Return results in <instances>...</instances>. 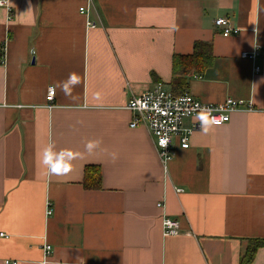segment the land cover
<instances>
[{
    "label": "crops",
    "instance_id": "1",
    "mask_svg": "<svg viewBox=\"0 0 264 264\" xmlns=\"http://www.w3.org/2000/svg\"><path fill=\"white\" fill-rule=\"evenodd\" d=\"M9 2V12L0 6V264H240L250 240L264 239V0ZM220 17L237 31L223 35ZM197 41L212 43L214 63L185 93L253 109L199 127L164 171L126 105L157 83L171 90L173 56ZM71 73L80 82L65 95ZM91 140L100 145L89 152ZM50 144L75 155L67 175L44 174ZM88 165L100 166L101 189L84 187ZM164 214L182 233L163 235ZM251 264H264V246Z\"/></svg>",
    "mask_w": 264,
    "mask_h": 264
},
{
    "label": "built area",
    "instance_id": "2",
    "mask_svg": "<svg viewBox=\"0 0 264 264\" xmlns=\"http://www.w3.org/2000/svg\"><path fill=\"white\" fill-rule=\"evenodd\" d=\"M0 6L9 12L11 5L9 0H0ZM80 13H86L87 8L81 7ZM88 24L93 25L92 22ZM215 25L223 29V35L228 36L237 30L230 26V19L220 17L215 20ZM256 51L243 52L242 57L254 58ZM259 70V67H256ZM55 87L49 86L46 100L49 107L55 100ZM207 106L213 109L212 115L222 119L218 126L228 123L232 114L238 110H252L251 101L228 96L221 102H204L191 93L174 94L163 84L157 83L152 88H146L139 95L132 97L126 108L133 114L130 127L146 126L153 138L154 145L158 151L164 171H167L168 162L173 158L176 147L187 149L191 144V137L199 127L200 122L196 119L200 109ZM191 120V124H186ZM180 193L182 188H175ZM163 206L162 202L158 203ZM52 211L49 209L48 213ZM181 222L178 218L164 214L162 217V233L164 236L179 235L182 233ZM0 235H4L0 233ZM51 245L45 246V257L51 252ZM3 264H17L11 260H5Z\"/></svg>",
    "mask_w": 264,
    "mask_h": 264
},
{
    "label": "trees",
    "instance_id": "3",
    "mask_svg": "<svg viewBox=\"0 0 264 264\" xmlns=\"http://www.w3.org/2000/svg\"><path fill=\"white\" fill-rule=\"evenodd\" d=\"M214 63L213 45L211 42L197 41L193 52L188 55L175 54L172 58L173 79L171 90L174 94L187 92L189 79L194 74H202ZM83 184L86 189L102 188V171L98 165H88L84 170ZM246 248L240 264H251L257 250L264 246V239H252Z\"/></svg>",
    "mask_w": 264,
    "mask_h": 264
},
{
    "label": "clouds",
    "instance_id": "4",
    "mask_svg": "<svg viewBox=\"0 0 264 264\" xmlns=\"http://www.w3.org/2000/svg\"><path fill=\"white\" fill-rule=\"evenodd\" d=\"M79 78L75 73L69 74L68 80L65 84V87L62 89L65 95H70V90L68 85L75 86L78 84ZM213 109L208 108L207 106L200 109L199 113L196 116V119L200 122L202 131L207 133L214 129L215 126H218L222 123V119L218 116L212 115ZM99 140H91L87 143L86 149L91 152L93 149L99 147ZM53 145H48L43 149L42 158L40 163L45 169V175L51 177L55 176H64L67 175L72 170L71 160L75 159V155L70 150H61L58 153L55 152ZM54 158L56 162L53 163ZM115 158V154H113Z\"/></svg>",
    "mask_w": 264,
    "mask_h": 264
}]
</instances>
